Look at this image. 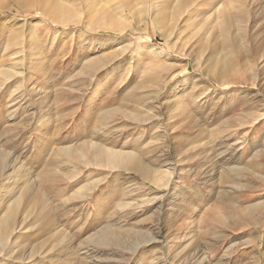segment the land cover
Listing matches in <instances>:
<instances>
[{
  "label": "rangeland",
  "instance_id": "obj_1",
  "mask_svg": "<svg viewBox=\"0 0 264 264\" xmlns=\"http://www.w3.org/2000/svg\"><path fill=\"white\" fill-rule=\"evenodd\" d=\"M140 1L0 0V151L36 200L0 264H264V0Z\"/></svg>",
  "mask_w": 264,
  "mask_h": 264
},
{
  "label": "bare ground",
  "instance_id": "obj_2",
  "mask_svg": "<svg viewBox=\"0 0 264 264\" xmlns=\"http://www.w3.org/2000/svg\"><path fill=\"white\" fill-rule=\"evenodd\" d=\"M154 1H155V4H157V5L160 4V0H154ZM246 1L248 2V0H246ZM260 1L261 0H249V3L247 5L249 6V4H250V5L254 6L255 4H257ZM140 3L142 5H144L143 10H144V12L147 13V11H148L147 0H141ZM206 3H208L207 0H171L169 3L165 2V5L171 4V9H172L171 12L173 11V14H170V15H172V19L175 20V22H176V21L180 20L182 17L183 18L188 17V19L193 18L196 20L200 15L199 13H201V8L204 7V5H206ZM168 6H170V5H168ZM245 8L248 9V7H245ZM218 9H219V7L214 8L213 12L209 14L208 18L205 21H208L211 17H213V20H215V19L217 20L220 17L219 15L217 16V10ZM161 10L162 9H160V12H161ZM249 11H250V8H249ZM247 13H248V10L247 11L246 10H244V11L240 10V14L238 16H240L243 19V16H246ZM229 15H228V17H229ZM214 16H215V18H214ZM226 16L227 15H225L224 17H226ZM234 17L236 18V16H234ZM178 23H179V21L177 23H174V25L178 24ZM224 23L227 24L226 22H224ZM197 29H199V28H197ZM207 32H208V30H207ZM2 72L6 76H8L10 74L9 71H2ZM232 100L234 101V99H232ZM11 113H13V112H11ZM255 117H254V119H256ZM64 150H66V149H64ZM72 151H73V149H72ZM7 152L0 151V194L4 190L6 192L5 197L7 199L8 198L10 199L9 209L7 211H5L4 214H2V216L0 217V252L1 253H4L5 250L7 252L8 247H12V249H13L15 246L19 245V244L17 245L18 230L20 228H22L23 223L25 222L27 217L31 214L33 207L36 203V200L33 199L34 196H31L28 198L29 201H28L27 205L25 207H22V209H25L24 212L21 210L20 205L24 201L25 196H27V195L29 196V194L33 191L34 179H29V180L27 179V181L25 180L24 183L17 182L18 180L16 181L15 177H16L17 173L19 172V167H18L19 165L17 164L18 160L15 159L16 157L14 158V157L10 156ZM81 156H82V158H84V163L89 164V160L85 159L86 155L84 153H82ZM92 156L95 158L97 165H101V163H99L101 158H106L109 162L112 163V165L114 167H123L126 170H135L144 179H150V177H151V168H148L144 164H139V165L137 164L136 165L135 158L132 154H124L122 152H116L115 150L105 149V148L98 146L97 144H94L93 150H92ZM22 165H23V163H22ZM57 172H58V170H57ZM17 177L19 179V176H17ZM23 177H25V176H23ZM40 178H41V176H40ZM80 193H82V192H80ZM3 199H2V201H3ZM2 201H0V203ZM5 202H6V200H5ZM45 205H46V203H45ZM28 207H30V208L26 209ZM20 210H21V212H20ZM43 215H45V214H43ZM107 233H109L112 236L114 235V233L112 231H109L107 228L104 229V231L101 234H106V238L108 239L107 236H109V235H107ZM101 234L97 238V240H98L97 242H99V241L103 242L106 240V239L104 240L105 235H101ZM95 237H97V236H95ZM113 237H115V236H113ZM8 252H9V250H8Z\"/></svg>",
  "mask_w": 264,
  "mask_h": 264
}]
</instances>
